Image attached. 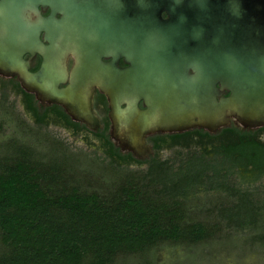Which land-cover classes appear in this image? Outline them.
Wrapping results in <instances>:
<instances>
[{"label":"water","instance_id":"1","mask_svg":"<svg viewBox=\"0 0 264 264\" xmlns=\"http://www.w3.org/2000/svg\"><path fill=\"white\" fill-rule=\"evenodd\" d=\"M119 1L84 0L58 18L38 13L45 0H0V73L87 124L98 89L113 142L136 156L156 130L264 126V0ZM25 52L42 55L35 72Z\"/></svg>","mask_w":264,"mask_h":264},{"label":"trees","instance_id":"2","mask_svg":"<svg viewBox=\"0 0 264 264\" xmlns=\"http://www.w3.org/2000/svg\"><path fill=\"white\" fill-rule=\"evenodd\" d=\"M27 106L33 109L31 102ZM49 141L43 152L14 137L0 141V264H121L131 257L154 264L152 251L164 243H197L223 225H264V193L241 189L224 180L227 175L129 170L112 189L99 191L81 181L89 171L84 165L101 164ZM108 165L115 172L120 167L114 160ZM210 190L226 195L209 202L214 222L198 220L193 203L200 200L197 193ZM258 238L264 242V233Z\"/></svg>","mask_w":264,"mask_h":264},{"label":"flooded vegetation","instance_id":"3","mask_svg":"<svg viewBox=\"0 0 264 264\" xmlns=\"http://www.w3.org/2000/svg\"><path fill=\"white\" fill-rule=\"evenodd\" d=\"M83 1L45 0V2L38 4L37 10L42 16L54 14L60 18L69 5L82 4ZM122 2L120 0L117 7H120ZM102 6L100 8L102 11H110L111 15L115 12L112 17L114 24L124 21L125 26L126 16L116 14V10L120 11L121 8L116 9L113 6L110 8L104 3H102ZM27 12L31 13L32 16L34 15L33 17L36 16L32 10H27ZM161 16L166 18L167 14L162 12ZM44 34L45 32L42 31L39 35L43 41ZM23 58L29 63L28 68L31 72H35L42 62V55L38 52H25ZM103 59L109 61L111 57ZM73 63L74 60L70 57L68 60L69 73ZM118 64L121 67L127 65L123 57L118 59ZM18 79L17 74L4 75L0 73L2 88L10 90L21 100L24 111L34 124L62 131L68 140L70 139V141H65L57 133L51 134L53 135L51 139L54 138L62 142L64 146L68 147V151L79 152L70 146L71 142L95 145L108 162L114 160V164L118 163L119 166L125 167L128 171H155L158 173L166 171L175 174L180 170L188 172L194 171V169H202L205 174L209 175H227L229 177L224 180L229 179L232 183H236L232 178L237 173L240 176L262 174V178L254 183L260 182L259 184L264 189V126L249 129L231 124L215 132L196 127L183 131L156 130L145 136L143 147L139 151V155L136 156L131 151H123L120 146L113 142L109 101L105 94L98 89L95 90L92 99L94 118L90 124H87L75 120L66 112L63 106L57 103L43 104L33 94H31L33 98L29 100L27 92L21 88ZM27 102L32 103L33 109L27 106ZM139 107L144 108L142 102H139ZM38 116L42 117V122L37 120ZM255 155L258 157L257 161L250 162L249 159L251 158L248 157H254ZM220 180L222 179L220 178ZM248 184L251 183L247 182ZM239 187L250 190L242 185H239Z\"/></svg>","mask_w":264,"mask_h":264},{"label":"rangeland","instance_id":"4","mask_svg":"<svg viewBox=\"0 0 264 264\" xmlns=\"http://www.w3.org/2000/svg\"><path fill=\"white\" fill-rule=\"evenodd\" d=\"M0 122L2 131L0 132V141H5L11 137L17 138L39 151H48L51 147L49 138L57 133L70 141L62 131L48 129L34 124L21 105V100L10 90L3 89L0 83ZM75 150L84 153L88 159H95L101 166L84 165L88 172L83 173L81 183L85 187L95 188L99 191H108L113 185L122 181L124 174L129 171L125 167H117L116 172L113 168L107 166V159L101 154L98 147L81 142L70 143ZM91 167L92 169H89ZM122 169V170H121ZM236 183L242 184L244 188H249L260 192L263 195L264 189L258 183L247 185L240 174H234L232 178ZM219 195L226 194L221 191H200L197 196L198 202L193 203L192 216L198 220H215L207 213V208L212 199ZM209 203V204H204ZM192 207V206H191ZM222 230H217L214 236L202 239L197 243H164L152 252V261L154 264H264V242L258 236L264 233L263 222L258 223L257 227H248L239 229L234 225L220 226ZM139 257H131L121 264H137ZM140 263V262H139Z\"/></svg>","mask_w":264,"mask_h":264}]
</instances>
